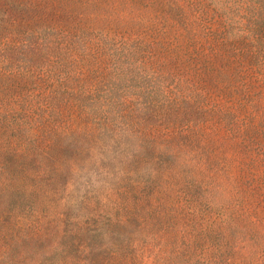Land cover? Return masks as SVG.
<instances>
[{
  "label": "rangeland",
  "instance_id": "obj_1",
  "mask_svg": "<svg viewBox=\"0 0 264 264\" xmlns=\"http://www.w3.org/2000/svg\"><path fill=\"white\" fill-rule=\"evenodd\" d=\"M59 2L55 21L16 19L0 30V114L11 110L33 126L44 121L51 133L86 123L74 113L69 120L49 116L42 107L51 88L47 74L58 71L23 61V40L67 51L80 47L72 43L79 29L99 26L106 36L100 43L116 57L138 51L126 35L136 28L132 22L105 18L80 0ZM215 26L204 22L207 30ZM87 38V47L101 48ZM72 50L76 63L61 65L69 76L64 87L93 92L136 84L135 70L132 81L128 71L106 83L100 51L81 60L80 50ZM188 71L202 78L207 107L221 112L200 125L206 132L211 122L219 126L216 136L193 146H181L183 127L163 125L159 135L141 140L77 133L57 140L60 151H46L0 127V234L16 232L19 217L27 227L19 225L16 238L35 234L18 246L26 253L22 264H264V70Z\"/></svg>",
  "mask_w": 264,
  "mask_h": 264
},
{
  "label": "trees",
  "instance_id": "obj_2",
  "mask_svg": "<svg viewBox=\"0 0 264 264\" xmlns=\"http://www.w3.org/2000/svg\"><path fill=\"white\" fill-rule=\"evenodd\" d=\"M80 1L100 8L105 18L117 22L125 19L136 25L135 29L126 32L138 42L136 57L132 51L129 59L119 58L112 49H106L100 43L106 36L99 26L93 30L79 29L75 36L77 40L72 43H79L80 47L67 51L66 48H53L48 41L40 44L36 40H23V61L35 68L40 64L48 66V70L58 71L47 74L51 88L44 94L42 107L50 112L49 116L57 118L65 116L69 120L74 113L86 126L71 128L68 125L65 130H53L51 133L46 132L49 128L45 127L44 121L33 126L27 122L28 118L15 119V112L11 110L0 114V127L21 142L26 140L32 146L41 143L46 151H60L57 140L77 133L84 137H94V132L108 134L111 142L126 140L127 136L141 140L159 135L157 127L164 125L170 126L167 129L183 127L178 134L181 146H193L195 141L199 143L202 139L216 136L219 126L211 122L212 127L206 132L200 125L221 112L215 106L207 107L208 96L201 83L202 78L188 70H205L204 74H207L206 70H264V0ZM62 6L59 0H0V30L4 25L11 27V22L16 19L55 21L59 18L56 11ZM94 15L98 16L97 13ZM209 18L216 22L211 30L204 27ZM140 28L150 32L147 36L140 35ZM55 29L50 27L48 31ZM11 30L6 33L12 35L15 30ZM91 33L94 35L89 37ZM86 38L96 40V45L101 48L95 51L87 47ZM72 49L80 50L81 60L100 51L101 70H105L102 79L106 83L120 81L128 71L132 81V70H135L136 84L131 87L106 84L93 92L64 87L62 83L69 76L60 71L61 65L76 63ZM17 70L23 69L19 66ZM25 75L17 72L21 78ZM219 79L227 80L228 75L223 74ZM2 190L0 184V194ZM22 221V217L17 218L15 227H27ZM18 228L12 227L16 232L8 237L0 234V264H22L25 261L26 253L18 246L35 238V234L17 239Z\"/></svg>",
  "mask_w": 264,
  "mask_h": 264
}]
</instances>
